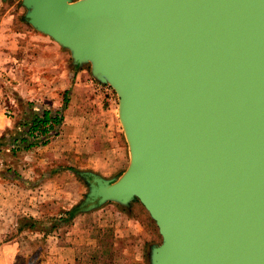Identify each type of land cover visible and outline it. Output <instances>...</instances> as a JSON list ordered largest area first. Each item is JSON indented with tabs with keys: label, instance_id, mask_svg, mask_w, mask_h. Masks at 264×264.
Instances as JSON below:
<instances>
[{
	"label": "water",
	"instance_id": "1",
	"mask_svg": "<svg viewBox=\"0 0 264 264\" xmlns=\"http://www.w3.org/2000/svg\"><path fill=\"white\" fill-rule=\"evenodd\" d=\"M118 98L130 162L75 213L139 201L148 264H264V0H21Z\"/></svg>",
	"mask_w": 264,
	"mask_h": 264
},
{
	"label": "crops",
	"instance_id": "2",
	"mask_svg": "<svg viewBox=\"0 0 264 264\" xmlns=\"http://www.w3.org/2000/svg\"><path fill=\"white\" fill-rule=\"evenodd\" d=\"M25 12L20 0H0V90L15 112L8 118L0 111V264H115L123 238L132 236L131 226L136 229V224L141 227L154 222L142 206L137 210L141 216L132 205H118L120 209L107 224L96 220L98 242L96 236L90 237L92 231L89 235L85 228L73 226L89 212L76 213L67 223L73 227L57 232V237L40 230H19L24 217L44 218L49 202L63 208L72 199L78 169L81 174L94 171L114 178L130 162L114 90L94 80L85 69L73 66L70 52L34 29ZM45 111L62 114V139L56 136L45 145L27 147L22 143L17 147L16 142L27 136L35 117H42ZM89 120L90 127L86 124ZM80 157L85 162H79ZM45 167L46 172H42ZM56 176L57 187L46 191L43 182H56ZM61 177L64 179L59 184ZM57 210L59 213L60 208ZM131 246L135 247L134 263L144 264L137 255L138 246ZM103 247L109 248V257L97 253L94 260L93 255L83 254L84 250ZM35 248L38 251L33 254Z\"/></svg>",
	"mask_w": 264,
	"mask_h": 264
},
{
	"label": "rangeland",
	"instance_id": "3",
	"mask_svg": "<svg viewBox=\"0 0 264 264\" xmlns=\"http://www.w3.org/2000/svg\"><path fill=\"white\" fill-rule=\"evenodd\" d=\"M78 68L79 69H85L87 72H90V67L89 66H85V67H82V68L78 67ZM86 124H87L88 127H90L92 125V121L89 120ZM63 127H64V123L62 122V124H61V131H60V134L58 136V137L61 136V139H62V136L64 135V133L62 134ZM120 127L122 128L121 123H120ZM106 148L108 150H110L111 145L110 146H106ZM127 148H128V144H127ZM127 152H128V150H127ZM80 161H81V163L82 162H85V159H82L80 157L79 162ZM59 165L61 166V164H59ZM41 170H42V172H46L47 169L45 167V168H42ZM78 170L80 171V169H78ZM79 171L77 173V187H76V192L73 191V190H72V193L70 192L72 194V199H70V200H68L67 202L64 203L63 206L65 208L64 207L62 208V207H59V206L57 207V203H56V205H53L52 202L51 203L49 202L48 203V206L45 207V214L43 216L44 218L41 217L40 219L48 220L49 218H51L53 216L54 217L59 216V213H57V211H58L57 209H59V208H60V211H66V210L77 209V207H79V205L83 202V200L85 198V195H86V193L88 191V184H87L84 176L81 173H79ZM116 177H118V176H116ZM63 179H64V177H61V179H60V181L58 183L59 184L62 183L63 182ZM43 183H44L43 184L44 185L43 188L46 191H52L53 188H55V186L57 187V176H56V182H52L51 183V182H48L47 181V182H43ZM70 193H68V194H70ZM41 203L43 205H46L47 204L44 201L41 202ZM105 206H108V207H105L104 209H101V210H100V208H97L95 210L90 211L88 215H86L85 217H82V218L78 219L80 221H77L76 222L77 224L74 223L73 226L76 229H78L80 227H81L80 229L85 228L86 230L89 231V235H90V233L92 231L90 237L92 236L91 238H94L93 236H96L95 237V240H97L96 230H97L98 227L95 226L94 222H96V220H98V221L100 220V223L107 224V222H109L115 216V211L120 209V207L118 205H115V204H112V203H107V204H105ZM139 206H142L143 207V205L139 201H135V202L132 203V209L134 210V212L138 210ZM138 214H139V216H141V213H139V211H137V215ZM139 221H141V218H140ZM65 225H66L65 228H64V225H63L61 228H59L60 230L59 229L58 230L55 229L54 231L50 232L51 236L53 235V236L57 237V232H62L63 230L67 229V226L68 227H73L72 225H67V224H65ZM136 225H137V228L136 229L133 226H131V228L133 230V232L131 233L132 236H130L128 238L126 236V237L123 238V241L124 242L121 243L122 244V250L120 252V257L115 262V264H135L134 261H133V257L134 256L132 255V250L135 249V247L134 246H131L132 244L136 245V249H137V246H138V248H139L138 250H140V253H137V255L140 256V258H142L144 264H148V252H149L150 247L154 243H160L161 242L162 237L159 234L158 228H157V226L155 225L154 222L149 221L148 223H145L141 227H140L139 224H136ZM15 235H18V234L15 232ZM22 236L23 237H26V239L30 238V235H27V234L25 235V233H23ZM7 238H8V236H7ZM97 242H98V240H97ZM125 248L127 250H129L131 252V254H129L128 251L125 250ZM37 251H38V248H35L33 254L37 253ZM95 252H96L95 249L94 250H84L83 251V254L90 257ZM97 253H98V255L99 254L101 255L102 254V250L101 249L98 250ZM104 257H109V256L108 255H103V258Z\"/></svg>",
	"mask_w": 264,
	"mask_h": 264
},
{
	"label": "trees",
	"instance_id": "4",
	"mask_svg": "<svg viewBox=\"0 0 264 264\" xmlns=\"http://www.w3.org/2000/svg\"><path fill=\"white\" fill-rule=\"evenodd\" d=\"M78 68V67H77ZM63 120L62 114H57L56 117L52 116L50 112L45 111L43 116L40 118L36 116L35 119L32 121L27 136L21 138L16 143L17 147H20L22 143H26L27 147L36 146L39 143L45 145L49 143L48 140V132L49 130L53 129L56 124H61ZM58 135V134H57ZM75 209L73 210H66L60 211L59 216L51 217L48 220L45 219H36L34 217H24L19 222V230H40L46 233H50L55 229H59L62 225L69 223L75 216ZM102 250V258L103 255L110 254L108 247L98 248L96 252L92 254L93 259H97V250Z\"/></svg>",
	"mask_w": 264,
	"mask_h": 264
},
{
	"label": "built area",
	"instance_id": "5",
	"mask_svg": "<svg viewBox=\"0 0 264 264\" xmlns=\"http://www.w3.org/2000/svg\"><path fill=\"white\" fill-rule=\"evenodd\" d=\"M6 102H7L6 101V95L4 94V92H2L0 90V111L8 118L13 117L15 115L13 106L10 103L7 104ZM52 116L56 117L57 115L55 114V115H52ZM61 124H62V122H61ZM61 124L58 125V127H57V124H56V126L53 129L49 130V132L47 134L49 142L52 139H54L56 136L57 137L59 136L60 131H61ZM39 145H43V144L39 143Z\"/></svg>",
	"mask_w": 264,
	"mask_h": 264
}]
</instances>
